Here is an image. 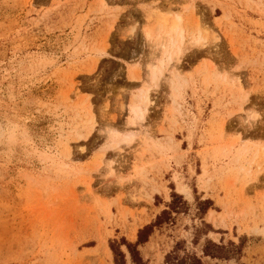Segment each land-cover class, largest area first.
I'll return each mask as SVG.
<instances>
[{
  "label": "rangeland",
  "instance_id": "obj_1",
  "mask_svg": "<svg viewBox=\"0 0 264 264\" xmlns=\"http://www.w3.org/2000/svg\"><path fill=\"white\" fill-rule=\"evenodd\" d=\"M164 210L146 264H264V0H0V264H133Z\"/></svg>",
  "mask_w": 264,
  "mask_h": 264
},
{
  "label": "trees",
  "instance_id": "obj_2",
  "mask_svg": "<svg viewBox=\"0 0 264 264\" xmlns=\"http://www.w3.org/2000/svg\"><path fill=\"white\" fill-rule=\"evenodd\" d=\"M167 213L168 211L164 210L162 215H159L154 223L147 224L141 228L138 232V239L135 243L124 239L123 244L126 245L133 264H146L140 254L138 245L149 240L154 227L162 223V219L166 217ZM116 243V241L111 242V248L115 256V264H126V254L120 249V247H117ZM231 245L232 248L208 240L203 247V255L210 256L211 258L229 259L230 256H232L230 254H235V246L233 243H231ZM165 261L166 264H205L202 257L197 253L184 252V254H180V247L178 244L172 251L167 253Z\"/></svg>",
  "mask_w": 264,
  "mask_h": 264
},
{
  "label": "bare ground",
  "instance_id": "obj_3",
  "mask_svg": "<svg viewBox=\"0 0 264 264\" xmlns=\"http://www.w3.org/2000/svg\"><path fill=\"white\" fill-rule=\"evenodd\" d=\"M179 17V16H178ZM178 19V18H177ZM179 20V19H178ZM178 22V21H177ZM175 23L176 22H174V25H175ZM180 23V22H179ZM173 25V26H174ZM173 26H172V29H173ZM177 26V24L174 26V28ZM176 29V28H175ZM145 31V30H144ZM151 31V30H150ZM149 30L148 31H146V36L147 37H150V35H151V32H150ZM163 52V51H162ZM171 52V51H170ZM164 56H165V58L164 59H160V66H159V70H160V72H162L161 71V66L164 64V62L167 60L168 62L172 59V56H170V53H169V50H165L164 51ZM158 66V65H157ZM136 68V66H129V68H128V77L130 78V79H135V76H136V74H137V72L135 71L134 72V70H135V68ZM136 73V74H135ZM138 75V74H137ZM137 77V76H136ZM151 102V99H150V97H149V93L147 92L145 95H144V98H143V103L140 105H132L131 106V112H132V114L134 115V117H133V120H132V122L133 123H135V119H138V120H144V118H145V116H146V112L148 111V105H149V103ZM130 136L129 135H126V136H124L122 139H120L119 141H117L116 142V144H120L121 142H125V141H130Z\"/></svg>",
  "mask_w": 264,
  "mask_h": 264
},
{
  "label": "crops",
  "instance_id": "obj_4",
  "mask_svg": "<svg viewBox=\"0 0 264 264\" xmlns=\"http://www.w3.org/2000/svg\"><path fill=\"white\" fill-rule=\"evenodd\" d=\"M120 1H123V0H120ZM137 61V60H136ZM131 62H132V60H131ZM128 80V82L129 83H136V81H131V80H129V79H127Z\"/></svg>",
  "mask_w": 264,
  "mask_h": 264
}]
</instances>
